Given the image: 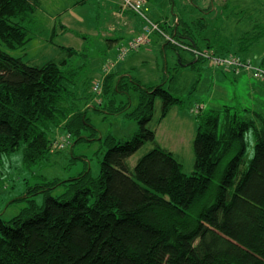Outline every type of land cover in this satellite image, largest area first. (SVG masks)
<instances>
[{"label": "trees", "instance_id": "1", "mask_svg": "<svg viewBox=\"0 0 264 264\" xmlns=\"http://www.w3.org/2000/svg\"><path fill=\"white\" fill-rule=\"evenodd\" d=\"M40 2L0 0V161L22 142L24 160L34 163L61 150L62 136L93 139L82 135V128L88 122L87 101L94 94L101 99L93 107L100 110L106 109L103 98L109 92H124L129 98V91L138 89L134 108L130 98L117 105L112 96L107 109L135 119L138 129L127 138L106 136L96 177L85 169L69 180L31 187L37 192L67 181L69 196L47 195L39 207L31 204L8 220L0 216V264H264V116L243 119L228 111L219 128L218 111L202 113L197 104L193 169L185 173L174 152L161 146L148 126L156 97L162 100L157 122L180 98L161 83L145 86L113 70L125 57L118 58L119 48L132 39L108 60L112 67L102 66L96 80L100 94H93L86 81L79 89L67 59L28 64L10 53L30 39L24 20ZM180 23L178 18L173 33L165 34L182 48H197L176 38ZM209 47L198 50L226 56ZM64 48L69 54L74 51ZM198 60L209 59L197 56L181 64L194 67ZM245 70L264 79V74ZM250 127L254 154L237 175ZM147 141L153 146L131 169L128 157Z\"/></svg>", "mask_w": 264, "mask_h": 264}, {"label": "rangeland", "instance_id": "2", "mask_svg": "<svg viewBox=\"0 0 264 264\" xmlns=\"http://www.w3.org/2000/svg\"><path fill=\"white\" fill-rule=\"evenodd\" d=\"M118 7H121L120 0H41L31 16L24 20L30 39L9 51L28 64H42L49 60L59 63L67 59V67L76 73L79 89L86 81L94 94L92 81L97 80L102 66L115 58L118 47L138 35L142 23L144 25V18L130 9L125 13L126 23L122 24L112 15ZM143 10L151 20L160 23L166 34L173 33L179 18L178 31L181 34L175 36L183 43L191 46L196 43L204 48L210 45L209 50L216 53H234L264 68V0H145ZM163 36L152 32L149 42L127 51L114 69L128 74V77L132 75L145 86L161 83L180 98V102L173 104L165 117L157 122L162 100L156 97L153 118L148 126L155 129L158 143L173 151L182 170L189 174L194 160L195 106L201 105L202 113L218 111L219 128L228 111L236 113L239 118L257 120V115L264 116V79L249 76L246 71L241 73L245 68L235 71L224 64L213 65L210 60H198L193 68L188 66L186 69L187 66L181 64L184 63L181 56L193 60L194 52L181 45L165 43ZM64 47H72L74 51L69 54ZM195 49L198 50V46ZM139 92L133 88L129 91L131 108L137 105ZM97 93L100 94L101 90ZM112 96L117 105L129 100L124 92H109L103 98L106 109L100 110L93 107L98 104L99 95L94 94L92 102L87 101L88 122L82 128V135H91L93 139L75 141L73 136L70 140L62 136L61 150L34 163L24 160L23 142L16 150L2 156L0 216L3 219L12 218L31 204L41 206L47 195L67 197L71 194L67 181L48 189L42 187L37 192L32 186L69 180L85 169L92 177L98 175L106 136L127 138L138 129L135 119L123 113H108ZM84 100L82 105H85ZM254 144L255 135L250 127L245 133V152L237 175L252 158ZM152 146L153 142L147 141L130 155L127 159L129 167L133 169L137 158ZM27 193L32 195L25 197Z\"/></svg>", "mask_w": 264, "mask_h": 264}, {"label": "built area", "instance_id": "3", "mask_svg": "<svg viewBox=\"0 0 264 264\" xmlns=\"http://www.w3.org/2000/svg\"><path fill=\"white\" fill-rule=\"evenodd\" d=\"M121 1V7L123 9H130L134 12H136L137 14H139L141 17L144 18V25L142 27L141 32L136 35L131 42H129V44H127V46H122L119 48V56L118 58H123L127 51H129L130 49H134L139 47L141 44L145 43L148 41V37L152 32H158L163 34L164 36H166V38H168V40H170L172 43L176 44V45H180L177 41H175L173 38H170L168 35L165 34V32L162 30L161 27H159V25L152 21L144 12L143 10V6L145 3V0H120ZM186 48V46H184ZM190 49L194 52L195 55L197 56H203L208 58L213 65L214 64H218V65H226L227 68L229 69H233L235 71H238L240 68H247L248 70H250L254 76H262L264 74V70L258 66L253 65L252 63H249L248 61H243L240 58L234 56V55H226V56H221V55H214L212 52L210 51H203V50H197L195 48H187ZM114 64L113 61H108L106 64H104L105 69L112 67V65ZM92 87L93 90H100L101 86L99 81H94V83H92ZM198 106H196V108L193 109V111H197Z\"/></svg>", "mask_w": 264, "mask_h": 264}, {"label": "crops", "instance_id": "4", "mask_svg": "<svg viewBox=\"0 0 264 264\" xmlns=\"http://www.w3.org/2000/svg\"><path fill=\"white\" fill-rule=\"evenodd\" d=\"M126 11H127V9H121V7L119 8H117V9H115V10H113V12H112V15H113V17H115V18H117V19H119V21L122 23V24H125L126 22H125V13H126ZM142 25H143V23H142ZM142 25H141V28H140V30H139V32L142 30ZM111 28H113L114 29V26H112ZM116 29H114V31H115ZM160 35V34H159ZM196 44V43H195ZM196 46H198L199 48H204V47H201V46H199V45H197L196 44ZM208 46H210V45H208ZM140 52V51H139ZM138 52V53H139ZM222 52H225V50H223ZM220 54V53H219ZM221 54H224V53H221ZM182 57V56H181ZM183 58V60L185 61V62H191L192 61V59L190 60V59H187V58H185V57H182ZM194 59H195V56L193 57ZM190 60V61H189ZM117 65V64H116ZM116 65H115V67H116ZM210 65V64H209ZM183 66V65H182ZM181 66V67H182ZM114 67V68H115ZM185 67V66H184ZM183 67V68H184ZM192 67V66H191ZM113 68V70H115ZM186 69L188 68V66L187 67H185ZM193 68V67H192ZM223 71H225V72H231V70H224L223 69ZM244 71H246V70H242L241 71V73L242 72H244ZM119 72H121V71H119ZM216 73H219L218 71H215ZM248 73V72H247ZM238 74H240V73H238ZM248 75L250 76V74L248 73ZM155 134H156V132H155ZM157 140V139H156ZM158 142V141H157Z\"/></svg>", "mask_w": 264, "mask_h": 264}]
</instances>
